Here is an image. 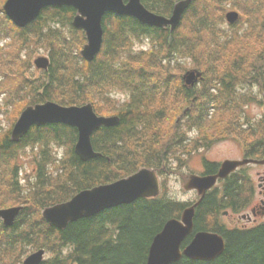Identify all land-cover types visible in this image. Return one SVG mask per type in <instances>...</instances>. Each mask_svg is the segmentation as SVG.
<instances>
[{
  "label": "trees",
  "instance_id": "obj_1",
  "mask_svg": "<svg viewBox=\"0 0 264 264\" xmlns=\"http://www.w3.org/2000/svg\"><path fill=\"white\" fill-rule=\"evenodd\" d=\"M6 1L0 0V39L7 42L0 45V95L11 122L0 132V210H23L12 226L0 221V264H22L39 249L51 254L42 264H146L154 237L191 205L170 195L168 180L181 174L200 148L232 137L247 157L264 159V117L252 122L243 118L245 126L233 114L244 104L264 106V0H195L173 32L107 13L102 51L90 63L81 56L86 35L73 27L75 8L48 7L32 23L18 27L4 12ZM179 1L143 3L169 17ZM228 9L241 18L230 31H222L217 23ZM41 51L51 65L37 75L33 58ZM191 69L203 74L195 87L183 81ZM50 101L69 107L91 103L100 116L120 117L118 125L93 136L101 157L82 161L75 152L78 130L65 124L33 126L20 142L12 140L22 111ZM226 111L227 117L233 113L222 120L220 113ZM195 131L202 137L189 138ZM27 148L35 167L34 178L27 174L24 184L19 160ZM55 148L64 152L60 159ZM219 166L205 162L207 174H216ZM143 168L163 178L160 197L80 219L63 231L43 218L46 208ZM242 179L231 176L223 193L210 192L196 209L193 234H220L224 253L212 261L184 257L174 264H264V223L228 228L219 220L223 211L248 207L252 188Z\"/></svg>",
  "mask_w": 264,
  "mask_h": 264
},
{
  "label": "water",
  "instance_id": "obj_2",
  "mask_svg": "<svg viewBox=\"0 0 264 264\" xmlns=\"http://www.w3.org/2000/svg\"><path fill=\"white\" fill-rule=\"evenodd\" d=\"M195 0H183L175 5L170 18L150 12L142 0H8L5 11L11 20L19 27H26L35 21L48 7H73L78 15L74 18V26L86 32L88 44L82 55L92 62L100 53L104 40L103 19L107 13L122 17H132L143 24L168 28L174 31L182 22L183 16ZM227 19L234 24L239 14L231 12ZM47 58L36 61L39 68L47 70ZM202 73L189 71L184 80L194 85L201 78ZM120 123L118 117H100L91 104L78 107H64L55 102H47L30 106L24 110L12 130V140L18 143L33 127H43L51 124H65L75 127L79 131V139L75 147L76 154L84 162L101 157L95 151L93 135L102 127H115ZM245 161H226L215 176H191L185 186L187 190H198L201 200L185 210L181 220L173 219L165 224L164 229L154 237L146 264H174L185 256L199 261H212L221 256L226 248L222 236L210 232H198L193 236L190 244L183 249V244L194 232L196 207L212 189L218 179L227 178L239 166L251 163ZM264 164V161L258 162ZM160 193V183L154 170L142 169L135 175L113 184L96 187L79 193L71 201L45 210L44 218L53 226L64 230L72 222L91 218L107 210L129 205L140 198L157 197ZM21 208L0 210V219L6 226H12ZM45 255L40 250L30 255L24 264H41Z\"/></svg>",
  "mask_w": 264,
  "mask_h": 264
},
{
  "label": "rangeland",
  "instance_id": "obj_3",
  "mask_svg": "<svg viewBox=\"0 0 264 264\" xmlns=\"http://www.w3.org/2000/svg\"><path fill=\"white\" fill-rule=\"evenodd\" d=\"M248 3L251 4V0H249ZM228 10H227V13L229 11H231V10H229V11ZM233 11L238 12L236 10H233ZM227 13H225L223 20L221 22L217 23V28L222 30V31L223 30L224 31H230V29H231L229 27L230 25L226 21V14ZM149 43L150 42L148 40H146L145 44H144L145 47H148ZM4 44H5V42H2L1 46H3ZM38 54L39 55L36 56V58L40 57V56H44V57L47 56L45 51H41ZM243 88H244V86L241 87L239 91L244 92L242 90H245V91L247 90L246 88L245 89H243ZM117 96H118V98H122L123 94L118 93ZM4 100H5V97L0 95V104L4 103V111H2V108L0 110V121H1L0 122L1 123L0 132L8 130L10 122H11V121L8 122V119H7L6 108H8V107H6ZM9 109L13 110L12 106H10ZM216 109H218V108H216ZM238 110H236L235 113H233V111H231L229 113L228 117L225 114V113H228L227 111L221 112L220 113L221 119L222 120L224 118L229 119L231 113H233L236 115L237 120L241 119L239 121V124H245V126H246L247 122L244 121L243 118L249 119V121L252 122V121H256L259 118H261L262 116H264V106L260 105L259 103H251L249 105L244 104L243 109L240 111V108H239ZM242 112H244V113H242ZM243 114H245V115H243ZM230 126H232V125H230ZM197 134H198V136L202 137L201 131L198 133H197V131H195V133L190 134L189 138L192 139V137L196 136ZM230 138H232V137H230ZM230 138L228 137V139H225L224 141L213 144L212 147L207 151L200 150L199 153L194 154L192 156L190 162H189V167H188L187 171L189 173H192V174L200 175L203 172V160H204V158L208 159V161L220 163V164L224 163L227 160H242V154H243L242 148L243 147H241L236 141H234L233 138L232 139H230ZM254 139H256V138H254ZM35 150L37 153H39L41 150V147H37V148H35ZM57 150H58L57 148L54 149V151H57ZM24 153H25V155L20 158L19 164L21 166V169H23L22 178L24 179V184H25L27 182L26 181L27 174H29L31 177L34 174L35 160L33 159L34 157H33V152H32L31 148H27ZM60 153L63 154L64 153L63 150H61V152L57 151L58 155ZM258 172L262 173L263 175L262 174L258 175ZM245 174H246L245 178L248 182H250L251 188H252V197L250 200V202H251L252 199H256V197L259 194V191L261 190L259 188V185L260 184L264 185V165L258 166V167L248 166L245 170ZM183 176L184 175H180V173L178 172L177 175H173L171 177V179L169 181L170 193L175 198H177L178 200L185 201V202H193V201L195 202L196 200H198V194L196 192H187L184 189V185H185L186 180H184ZM33 178H34V176L32 177V179ZM235 178L238 179V181L244 180V179H242L241 175L235 176ZM217 187H218L217 190L218 189L220 190L223 187V184H218ZM255 189H256V192H255ZM263 191H264V189H263ZM254 194H255V196H254ZM5 209H8V207H6ZM244 212H246V211H244ZM244 212L243 211L241 212V217L238 220L234 219L231 216H229V217L228 216H223V217L221 216L219 220L222 224L224 223L227 227H235V226L236 227H246V226H249L251 223L248 222L247 220L242 219ZM50 257H51V254L46 251L45 259H48Z\"/></svg>",
  "mask_w": 264,
  "mask_h": 264
},
{
  "label": "flooded vegetation",
  "instance_id": "obj_4",
  "mask_svg": "<svg viewBox=\"0 0 264 264\" xmlns=\"http://www.w3.org/2000/svg\"><path fill=\"white\" fill-rule=\"evenodd\" d=\"M258 167L259 165H254ZM207 174L206 167L204 166L203 172L201 175ZM262 173L258 172V175ZM263 175V174H262ZM259 188L261 189L259 191L258 196L256 199H253L251 205L249 206L248 210L243 213V220H247L250 222V225H256L259 221L264 222V185L260 184ZM256 192V189H255ZM255 196V194H254ZM228 217L231 216L234 219H239L241 217V213L237 210V207L230 208L228 212L225 213ZM1 221V220H0Z\"/></svg>",
  "mask_w": 264,
  "mask_h": 264
}]
</instances>
